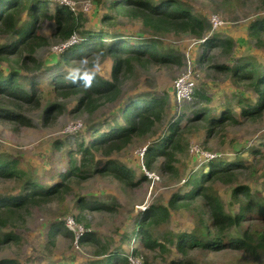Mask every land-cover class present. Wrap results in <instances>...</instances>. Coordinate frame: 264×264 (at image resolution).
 I'll return each instance as SVG.
<instances>
[{"label": "trees", "instance_id": "16d2710c", "mask_svg": "<svg viewBox=\"0 0 264 264\" xmlns=\"http://www.w3.org/2000/svg\"><path fill=\"white\" fill-rule=\"evenodd\" d=\"M264 9V0H260ZM104 6V2H100ZM101 21L107 24L106 29L93 31L84 26L80 14H75L69 7L56 6L54 11L49 8L48 0H0V36H16L10 43L0 44V61L21 66L23 70L36 71L42 67V62L36 57V52L48 44V39L41 32V23L53 21L55 33L63 40H70L75 33H80L83 40L61 52L57 66L73 61L88 60L93 66L97 59L109 57L112 62L111 78L107 79L94 71L78 72L71 77L58 71L50 81L53 94L60 99L77 97L76 112L93 113L109 102H115L122 93V79L130 72L134 62L146 66L151 63L159 65L181 64V56L174 50H165L163 42L156 37L161 35L193 34L200 39L208 37L204 42L205 50L200 60L206 56L207 50L220 47L226 51L233 48L234 42L211 36L208 23L196 16L185 7L180 0H109ZM119 18L139 21L151 35L134 38L127 36L116 28ZM249 35L257 47H264V16L255 19L249 27ZM231 73L236 83L246 84L257 96L256 100L243 98L240 100L241 113L246 118L256 119L264 114V62L248 57L234 66H216ZM43 89L38 82H31L27 88L19 78L18 69H5L0 64V118L12 119L19 125L31 126V119L21 109L40 107L43 99ZM196 90V89H195ZM197 93V96H206ZM194 93V94H195ZM175 97V96H174ZM12 105L18 110L4 108ZM168 102L164 96H135L121 107L123 123L111 126L106 130L94 128L88 141L79 143L74 152L68 153V161L63 169L49 173L51 178L41 182L33 177L32 171L21 165L19 158L0 157V181L10 180L19 188L18 192L0 195V227L10 226L12 229L0 235V248L8 244L21 243L22 237L14 230L25 223L24 214L34 206H42L50 201L63 202L65 196L73 190V183L79 178L92 174L90 167L101 153L106 160L96 166L93 173L101 176H112L125 186H135L145 181L142 175L136 178L135 171L111 158L113 153L120 152L138 138L153 134L156 127L162 124L167 115ZM63 112V103L51 104L45 111V120L55 119ZM11 121V120H10ZM237 120L229 109L220 115L214 114L211 108L194 110L193 116L185 123L174 120L168 123L166 131L155 138L146 147L143 155L145 165L150 169L153 162L165 157L164 167L175 173L174 161L177 151L182 150V141L186 133L207 127L208 134L215 129L220 130ZM57 150L62 146L55 142ZM263 150L252 149V154H261ZM79 154L80 158H75ZM67 156L65 152L61 157ZM210 158V157H209ZM205 158L206 166L193 172L186 180L188 189L175 192L167 205H152L142 212L133 234L140 239L139 248H133L132 254L140 257L145 264L149 254L166 252L168 244L187 255L196 251L207 253L233 251L234 264H260L259 259L264 253V224H256L257 217L264 218V202L252 203L250 187L238 185L233 191V198L240 202L239 210L231 213L220 195L213 189L217 181L232 183L240 171L250 168L249 162L239 158L233 160L221 157ZM97 162V161H96ZM78 209L81 215L73 216L79 223L83 221L87 210H111L109 206L99 201H88L80 198ZM187 210L196 222L192 231H184L176 236L166 237L161 242L152 232V227L169 220L172 211ZM69 216V215H67ZM64 219H66V217ZM72 216V215H71ZM53 223L49 231L50 242L54 244L55 236L62 232L73 242L75 235L65 226V220ZM84 233L79 238L80 245H97L98 255H105L103 261L95 260L91 264H130L128 257L122 252H111L108 242H101L97 234L88 231L89 225L84 223ZM236 229H243L240 235L232 234ZM126 237V236H124ZM218 253V254H219ZM144 260H146L144 262ZM0 264H21L17 258H5ZM55 264V263H52ZM167 264H184L183 261L172 260Z\"/></svg>", "mask_w": 264, "mask_h": 264}, {"label": "rangeland", "instance_id": "374dc122", "mask_svg": "<svg viewBox=\"0 0 264 264\" xmlns=\"http://www.w3.org/2000/svg\"><path fill=\"white\" fill-rule=\"evenodd\" d=\"M74 3L75 14L83 18L87 29L98 31L106 29L107 24L101 21L109 0H69ZM104 2V6L100 2ZM196 16L204 19L208 25L211 36L229 39L234 42L233 48L226 51L220 47L207 50L206 56L201 58L206 49L200 38L193 34L161 35L156 37L163 42L165 50H174L181 56V64L173 63L159 65L155 63L146 66L134 62L130 72L122 79V93L115 102L101 106L93 113L76 112L77 97L60 99L53 94L50 81L58 71L67 76L78 72L94 71L104 78H111L113 62L106 59H97L93 66L88 60L73 61L75 64L57 66L61 52L68 47L83 40L80 33L66 41L55 33V23L44 21L41 23V32L48 39V44L36 52V57L42 62V67L36 71L23 70L21 66L0 61L7 69H18L20 81L29 88L31 82H38L43 89V99L40 107L31 109L22 108L21 111L31 119V126L19 125L12 119L0 118V157L19 158L21 165L32 171L33 177L41 182L51 178L49 173L63 169L68 161V153L78 149L79 143L88 141L93 135V129L106 130L111 126L123 123L121 107L130 98L135 96H164L168 102L167 115L162 124H159L154 133L138 138L131 145L111 156L118 163L124 164L135 171L136 178L145 175L147 179L135 186H125L114 177L101 176L93 173L96 166H100L106 158L97 154L96 161L90 167L92 174L86 178H79L73 183V190L65 196L63 202L50 201L42 206H34L24 214L25 224L14 227L22 237L21 243L8 244L0 248V261L5 258H17L21 264H91L95 260L103 261L105 255H98L95 251L97 245H78L62 232L55 236L54 244L50 242L49 231L53 223L62 221L65 216L81 215L78 201L84 198L88 201H99L113 209L87 210L83 221L89 225L88 231L97 234L100 241L110 244L111 252H122L130 264H144L140 257H135L133 248H139L140 239L133 234L134 226L142 212L152 205H167L175 192H184L188 189L186 180L191 173L206 166L205 158L221 157V159L246 160L250 168L240 171L237 179L232 183L217 181L213 189L220 195L226 210L236 213L240 202L233 198L232 191L238 185L250 187L253 204L264 202V114L256 119L246 118L241 113L240 100L249 98L256 100L257 96L244 83H236L231 73L216 66H234L242 59L252 57L264 62V47H257L249 35L250 24L258 17L264 16V9L260 0H180ZM49 8L54 11L58 6L57 0H48ZM90 6L89 10H85ZM218 16L222 24L217 28L212 26L211 19ZM117 30L134 38L151 35L143 25L132 19L119 18ZM16 36H0V44L10 43ZM191 62L196 90L206 98L194 94L193 100L179 106L174 97V83L185 72L188 62ZM63 103V112L55 119L45 120V111L53 103ZM10 110H18L12 105H3ZM211 108L214 114L220 115L224 110L232 111L237 122L225 128L215 129L208 134L207 127H200L186 133L182 141V150L176 152L174 166L175 173H170L165 167V157L153 162L149 169L141 155V151L155 138L166 131L168 123L181 120L185 123L188 117L193 116L194 110ZM55 142L62 146L57 150ZM261 149V154H252V149ZM199 149V151H198ZM198 151V153H196ZM65 152L67 156L61 157ZM79 159L80 155L76 154ZM209 158V159H210ZM58 169V170H57ZM18 192L14 182L0 181V195ZM257 225L264 224V218L257 217ZM196 227L192 215L187 210L172 211L169 220L161 225L152 227V232L161 242L166 237L176 236L180 232L192 231ZM10 226L0 227V235L8 232ZM243 229L232 231L240 235ZM126 236V237H124ZM164 252L157 250L149 254L145 264H167L172 260L183 261L184 264H234L235 252L223 251L203 253L196 251L184 255L173 244L167 245ZM219 253V254H218ZM264 264V253L259 259ZM129 264V263H128Z\"/></svg>", "mask_w": 264, "mask_h": 264}, {"label": "built area", "instance_id": "2783aa9c", "mask_svg": "<svg viewBox=\"0 0 264 264\" xmlns=\"http://www.w3.org/2000/svg\"><path fill=\"white\" fill-rule=\"evenodd\" d=\"M60 5H64L69 7L72 11H75L74 3L69 0H57ZM90 6H86L85 10H89ZM212 26L217 28L222 24V21L218 16H213L211 19ZM208 37H203L199 40V42H206ZM196 89V82L195 77L193 76V70L191 67V62H188V67L183 72L180 77L175 80L174 83V96L177 104L179 106L188 103L193 100L194 93ZM199 151V149H198ZM198 151L196 153H198ZM145 150L141 151V155L143 156ZM65 221V226L74 233L75 235V244L76 246L79 245L78 240L84 233V229L82 228L81 224L78 223L75 218L71 215L67 216Z\"/></svg>", "mask_w": 264, "mask_h": 264}]
</instances>
